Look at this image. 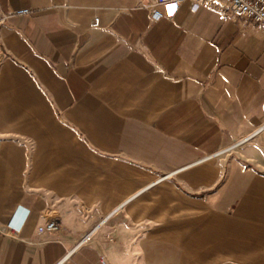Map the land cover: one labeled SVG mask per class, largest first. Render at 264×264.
<instances>
[{"label": "crops", "instance_id": "crops-1", "mask_svg": "<svg viewBox=\"0 0 264 264\" xmlns=\"http://www.w3.org/2000/svg\"><path fill=\"white\" fill-rule=\"evenodd\" d=\"M197 1L0 0V264H264V30Z\"/></svg>", "mask_w": 264, "mask_h": 264}, {"label": "built area", "instance_id": "built-area-1", "mask_svg": "<svg viewBox=\"0 0 264 264\" xmlns=\"http://www.w3.org/2000/svg\"><path fill=\"white\" fill-rule=\"evenodd\" d=\"M183 0H155V5H161L166 8V12L163 14L162 12L155 9L154 6L151 7V15L155 19H159L163 16L171 17L175 11L178 9L180 3ZM217 3H222L227 8L228 14L232 18H240L248 20L258 26H260L264 30V0H206ZM199 4V0L193 3V6H197ZM27 9L17 10V13H27ZM98 24V18H94L92 26H96ZM259 131L257 129L255 132L246 136L245 138L237 141L234 146L241 145L250 139ZM168 175L163 176L162 178H166ZM106 219H103L105 221ZM19 225L13 224L9 221L6 224V232L12 236L17 235L19 232ZM60 223L56 217H52L47 219L44 223L37 227V232L39 234H48L52 235L59 231ZM96 226L89 230L86 234H83L78 238L73 248L67 252L56 264H63L69 256L76 252L79 248L87 245L91 240V235L95 230ZM101 264H106V262L101 258Z\"/></svg>", "mask_w": 264, "mask_h": 264}]
</instances>
